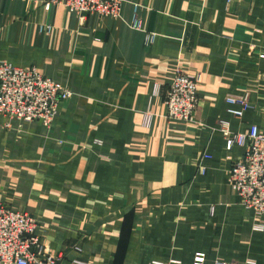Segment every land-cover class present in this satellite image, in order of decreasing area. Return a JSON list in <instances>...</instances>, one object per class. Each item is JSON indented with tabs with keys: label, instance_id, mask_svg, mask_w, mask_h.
<instances>
[{
	"label": "crops",
	"instance_id": "crops-1",
	"mask_svg": "<svg viewBox=\"0 0 264 264\" xmlns=\"http://www.w3.org/2000/svg\"><path fill=\"white\" fill-rule=\"evenodd\" d=\"M43 3L0 0V64L72 95L50 124L0 117V200L37 219L58 264H264V227L227 180L245 150L214 132L264 130V0H126L117 19ZM178 71L199 80L191 121L165 117ZM230 93L249 95L242 119Z\"/></svg>",
	"mask_w": 264,
	"mask_h": 264
},
{
	"label": "built area",
	"instance_id": "built-area-1",
	"mask_svg": "<svg viewBox=\"0 0 264 264\" xmlns=\"http://www.w3.org/2000/svg\"><path fill=\"white\" fill-rule=\"evenodd\" d=\"M126 0H46L45 8L61 7L85 19L89 15L118 18ZM133 26L141 27L138 7L135 6ZM153 37H150V41ZM199 80L177 72L164 93L165 117L173 121H191L199 105ZM72 90L39 71L35 66L23 67L11 62L0 64V117L7 119L6 126L14 123L43 121L52 123L60 104L69 99ZM228 112L242 119L252 108L248 94L230 93L226 97ZM152 116L145 117L150 125ZM214 132L226 140L231 151L236 145L245 152L234 161L228 171V184L242 205L255 211L259 228L264 222V130L252 125L248 132H234L227 119H221ZM212 155L205 152L198 163L199 172L206 173V160ZM60 254L53 253L39 232L37 219L0 200V264H58ZM205 253H196L195 264H204ZM226 264V263H218Z\"/></svg>",
	"mask_w": 264,
	"mask_h": 264
},
{
	"label": "rangeland",
	"instance_id": "rangeland-1",
	"mask_svg": "<svg viewBox=\"0 0 264 264\" xmlns=\"http://www.w3.org/2000/svg\"><path fill=\"white\" fill-rule=\"evenodd\" d=\"M45 2H46V0H44V3H43V4H44V7H45ZM45 9H46V8H45ZM134 9H135V8H134ZM120 16H121V15H120ZM120 16H119V17H120ZM119 17H118V18H119ZM104 18L111 19L110 17H104ZM113 19H117V18H113ZM132 25H133V23H132ZM2 202H3V201H2Z\"/></svg>",
	"mask_w": 264,
	"mask_h": 264
}]
</instances>
